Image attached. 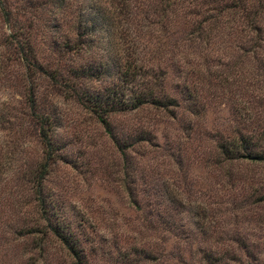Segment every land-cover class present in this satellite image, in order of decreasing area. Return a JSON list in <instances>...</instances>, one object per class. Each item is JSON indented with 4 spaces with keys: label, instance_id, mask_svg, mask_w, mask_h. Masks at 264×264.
Returning a JSON list of instances; mask_svg holds the SVG:
<instances>
[{
    "label": "rangeland",
    "instance_id": "1",
    "mask_svg": "<svg viewBox=\"0 0 264 264\" xmlns=\"http://www.w3.org/2000/svg\"><path fill=\"white\" fill-rule=\"evenodd\" d=\"M125 1L176 105L111 112L110 135L81 99L125 59L114 0H0V264L74 263L54 236L13 231L44 216L85 264H264V160L222 152L264 150V40L242 38L227 0ZM32 90L61 145L40 174Z\"/></svg>",
    "mask_w": 264,
    "mask_h": 264
},
{
    "label": "trees",
    "instance_id": "2",
    "mask_svg": "<svg viewBox=\"0 0 264 264\" xmlns=\"http://www.w3.org/2000/svg\"><path fill=\"white\" fill-rule=\"evenodd\" d=\"M114 2L116 10H119L121 16H123L121 18H123L124 24L130 28V38L128 39L130 43L126 47L125 59L118 64L116 81L96 93H84L81 99L110 135H112L109 122V113L111 112L133 110L143 105H150L154 108H167L176 105V99L164 91L161 84L162 76L158 75V71L144 66L145 62L148 63L149 61H145L142 51L137 50V40L134 35L136 32L133 27L131 28L132 17L129 15L130 12L126 10L125 14H122L120 11L128 5V2L125 0H114ZM94 8L96 13H100L101 16V9L96 6ZM223 8L226 13L238 15L237 20L243 23L244 30H246L242 38L254 43L264 40V0H227L223 4ZM116 14L118 15L117 11ZM162 15L166 17V13L163 12ZM70 41L71 39L66 38L61 46H69ZM71 73H75L76 76L72 74L73 77H81L91 75L94 72L92 68L78 67L72 70ZM103 73V69H100L99 75ZM27 102L32 114L35 116V123L37 124L36 138L41 146L44 158L42 164L40 162L37 164L38 173L40 174L44 171L47 160L59 158L61 145L59 139L55 136L54 129L51 128L49 117L36 111L33 90L29 93ZM222 152L227 154L226 158L228 159L264 160V150L248 149V142L243 147L244 153L224 146H222ZM41 178L40 176L35 180L37 198L40 204L43 197H45L40 190ZM41 218L43 222L39 224V227L37 225L35 227H14L13 231H22L24 234L36 232L43 235H52L71 252L74 257L73 264H85L79 256L78 245H76L77 240L69 232L63 221H60L58 217L44 216Z\"/></svg>",
    "mask_w": 264,
    "mask_h": 264
}]
</instances>
